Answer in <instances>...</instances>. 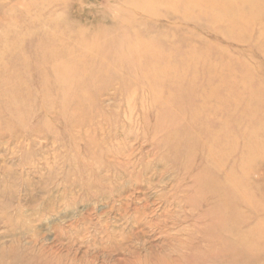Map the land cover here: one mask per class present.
<instances>
[{
  "label": "rangeland",
  "instance_id": "374dc122",
  "mask_svg": "<svg viewBox=\"0 0 264 264\" xmlns=\"http://www.w3.org/2000/svg\"><path fill=\"white\" fill-rule=\"evenodd\" d=\"M243 1L0 0V264H264V0L258 22Z\"/></svg>",
  "mask_w": 264,
  "mask_h": 264
},
{
  "label": "bare ground",
  "instance_id": "6f19581e",
  "mask_svg": "<svg viewBox=\"0 0 264 264\" xmlns=\"http://www.w3.org/2000/svg\"><path fill=\"white\" fill-rule=\"evenodd\" d=\"M235 1L236 0H230V2L232 3V4H236L235 3ZM239 1H241L242 2V4H243V6L245 7L246 6V4H247V1H246V4H245V1H243V0H239ZM252 1V2H251ZM250 1V5H249V2H248V5H249V11L251 12V16L248 14V17L249 18H251V20H252V22H258V19L259 18H257V16L262 12V6L260 5V0H251ZM247 7V6H246ZM215 11H213V14L215 15L216 14V12L214 13ZM243 12V11H242ZM242 12H240L238 9H236V10H234V12H233V14H237V15H240L241 17H244V15H243V13ZM210 15H212L211 13H209ZM260 33H261V31H260ZM244 35H246V33L244 34ZM260 35V34H259ZM48 39H50V38H48ZM47 39V40H48ZM61 45L59 46V47H57V46H54L53 44H51L50 42H47L46 41V47L47 46H53V47H56V49L58 48L59 50H62V48H63V44L62 43H60ZM91 44L92 45H96V44H94V42H91ZM90 44V45H91ZM52 48V47H51ZM261 48L262 49H264V41H262L261 40ZM40 49H41V46H40ZM68 54V56L70 57V56H72V53H71V50L70 49H68L66 52H65V55H67ZM127 57V56H126ZM20 67H25V66H20ZM49 67H51L53 70H54V76L56 77V79L58 80V81H63L64 79H67V80H70L71 78H69V71H71V69L68 71V68L69 67H67V66H49ZM73 72H74V75H73V78H74V76H76V73H78V71H75V70H73ZM155 75H157V76H160V70H159V67H157L156 69H155ZM67 84V83H66ZM225 92V91H224ZM229 92H231V90L230 91H228V92H225L224 94L226 95V96H228L229 95ZM242 114V113H241ZM231 116L233 117V114L231 113ZM249 135V134H248ZM251 138H255V135H252L251 136ZM264 146V145H263ZM261 155V154H260ZM262 156V155H261ZM244 158H243V166H242V171H243V169H244V167H246L248 164H250V162H251V152H249L246 156H243ZM249 175V174H248ZM229 179H231V177H229ZM228 179V181H226V182H224V183H222V184H220V186L219 187H223V186H225V185H227L228 183H230L231 181ZM233 179V178H232ZM232 181H234L235 182V179L234 180H232ZM229 185V184H228ZM244 193H248V192H244ZM250 195H244V196H242V195H240V197L239 198H237L238 200L240 199V200H242V202H244V203H251V200H250ZM232 215V214H231ZM231 215H229V216H226L224 219H223V221H222V233L225 235V236H227L229 239H233V238H235L237 241H245V243H247V244H250V242H251V234L249 233V235H250V237H249V235L248 236H242V234L241 233H239V229H237V226L235 225V223H234V220H235V218H234V216H231ZM228 222V223H227ZM200 237L202 238L203 237V235H200ZM249 241V242H248Z\"/></svg>",
  "mask_w": 264,
  "mask_h": 264
}]
</instances>
